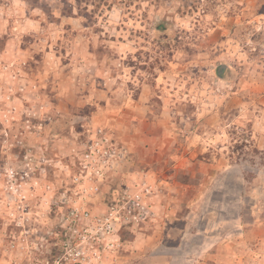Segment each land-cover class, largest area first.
<instances>
[{
  "label": "rangeland",
  "instance_id": "rangeland-1",
  "mask_svg": "<svg viewBox=\"0 0 264 264\" xmlns=\"http://www.w3.org/2000/svg\"><path fill=\"white\" fill-rule=\"evenodd\" d=\"M0 264H264V0H0Z\"/></svg>",
  "mask_w": 264,
  "mask_h": 264
},
{
  "label": "water",
  "instance_id": "water-1",
  "mask_svg": "<svg viewBox=\"0 0 264 264\" xmlns=\"http://www.w3.org/2000/svg\"><path fill=\"white\" fill-rule=\"evenodd\" d=\"M224 68H225L224 64L219 65L218 68H217V73L220 74L223 71Z\"/></svg>",
  "mask_w": 264,
  "mask_h": 264
}]
</instances>
